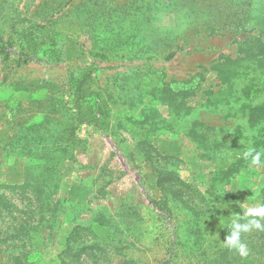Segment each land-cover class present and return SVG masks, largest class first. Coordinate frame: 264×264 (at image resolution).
<instances>
[{"label": "rangeland", "instance_id": "374dc122", "mask_svg": "<svg viewBox=\"0 0 264 264\" xmlns=\"http://www.w3.org/2000/svg\"><path fill=\"white\" fill-rule=\"evenodd\" d=\"M242 63L264 76V0H0V171L8 145L68 125L77 164L100 147L89 203L51 220L0 186V264H264V230L241 234L243 259L223 243L264 204L243 158L264 150V84Z\"/></svg>", "mask_w": 264, "mask_h": 264}, {"label": "trees", "instance_id": "16d2710c", "mask_svg": "<svg viewBox=\"0 0 264 264\" xmlns=\"http://www.w3.org/2000/svg\"><path fill=\"white\" fill-rule=\"evenodd\" d=\"M170 1L174 2L175 0ZM7 56L8 54L7 52H5L4 58H7ZM245 64L247 63H242V65H244L243 68L247 71L244 72L242 67H239V73L237 74L238 78L242 80H244V78H246L247 80H253L254 87L257 85L262 86L264 84V76H257L255 73H252V69H250V67H245L248 66ZM217 95V91L213 93V96L216 97ZM79 97L80 103H89L91 101V99L87 95H80ZM211 98L212 96H208L207 100H210ZM67 128L68 129L65 134L67 137L71 138V140L67 141L66 139L62 138L59 133L54 132L51 135L52 141L50 142V148L47 149L41 148L39 145H22L20 147H10V145H8L6 147L9 152L18 150L14 153L8 154L7 157L23 158L24 180L20 184H6L4 182H0V186H14L21 191L28 193L31 192V194L34 196L35 200L39 204L38 213L39 215L42 214V219H44L45 221L51 220L54 217L55 212L60 208L62 203L63 204L61 207L64 208V205L70 204V202H72L67 198L56 197L55 199H51L52 193H54V190L58 188L60 181V173L58 171V167L65 160L74 161L73 150L76 146L75 143L76 140L78 141V138L74 137V127L72 128L68 125ZM18 134L19 132L16 133L14 137L12 135L14 140L18 138ZM33 166L36 167V169L42 170V172L39 173V175L42 177L41 183L38 182L36 179L31 178ZM175 181L179 182L180 184L184 183L182 180L178 179V177L175 178ZM94 222L96 226H107V223L101 221V219H94ZM106 222H109V219ZM73 230L74 228L71 230V232H73Z\"/></svg>", "mask_w": 264, "mask_h": 264}, {"label": "crops", "instance_id": "0c3cea01", "mask_svg": "<svg viewBox=\"0 0 264 264\" xmlns=\"http://www.w3.org/2000/svg\"><path fill=\"white\" fill-rule=\"evenodd\" d=\"M100 147L97 146L91 153H88L84 162L77 164L73 160H65L60 164L61 173V196L66 197L70 201L88 204L91 200L93 190V175L95 167L91 162L92 157L99 154ZM18 161L7 163L0 171V182L6 184H20L24 180L23 158L11 157ZM9 164V165H8ZM13 165V166H12ZM95 176V175H94Z\"/></svg>", "mask_w": 264, "mask_h": 264}, {"label": "clouds", "instance_id": "9594fccd", "mask_svg": "<svg viewBox=\"0 0 264 264\" xmlns=\"http://www.w3.org/2000/svg\"><path fill=\"white\" fill-rule=\"evenodd\" d=\"M249 143H251V141H249ZM262 156H264V150L257 151L252 147H248L244 152L243 158L245 160H249L250 158V164L252 166H264ZM258 195L259 190H257V196ZM256 217L264 218V204H260L256 207H248L243 218L235 216L232 220V228H234V230L231 231L226 241L223 242L225 247L230 250L234 249L242 259L248 257L249 249L248 245L242 241L241 234L248 233L253 228L264 230V225H262L260 220L256 219ZM238 219H245L247 223L244 225L236 224L235 221Z\"/></svg>", "mask_w": 264, "mask_h": 264}]
</instances>
